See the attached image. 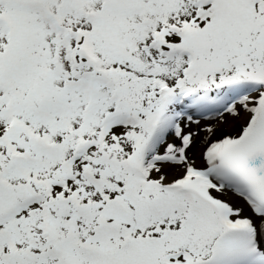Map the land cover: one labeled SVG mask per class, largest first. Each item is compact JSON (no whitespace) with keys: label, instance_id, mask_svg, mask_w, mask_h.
<instances>
[{"label":"snow or ice","instance_id":"6c2138e0","mask_svg":"<svg viewBox=\"0 0 264 264\" xmlns=\"http://www.w3.org/2000/svg\"><path fill=\"white\" fill-rule=\"evenodd\" d=\"M0 264H264V0H0Z\"/></svg>","mask_w":264,"mask_h":264}]
</instances>
